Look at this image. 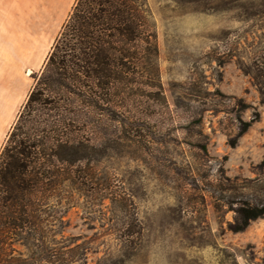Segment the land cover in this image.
Listing matches in <instances>:
<instances>
[{
	"label": "rangeland",
	"instance_id": "obj_1",
	"mask_svg": "<svg viewBox=\"0 0 264 264\" xmlns=\"http://www.w3.org/2000/svg\"><path fill=\"white\" fill-rule=\"evenodd\" d=\"M75 2L0 0V41L20 71L12 83L17 115ZM141 3L155 48L132 85L98 106L71 96L62 112L25 110L11 143L47 135L40 142L57 148L64 119V139L86 148L82 163L53 157L50 165L58 176L69 169L85 177L81 186L63 182L53 199L64 219L57 245L69 258L61 264H264V217L234 233L230 205L218 207L221 187L232 184L225 177L249 183L262 172L264 102L255 74L264 63V0ZM257 114L231 146L241 121Z\"/></svg>",
	"mask_w": 264,
	"mask_h": 264
},
{
	"label": "trees",
	"instance_id": "obj_2",
	"mask_svg": "<svg viewBox=\"0 0 264 264\" xmlns=\"http://www.w3.org/2000/svg\"><path fill=\"white\" fill-rule=\"evenodd\" d=\"M154 44L141 0H76L0 152V264H61L68 260L56 241L64 219L57 208L59 202L53 199L63 182L81 186L85 181L84 176L73 175L69 169L59 176L50 169L53 157L67 166L87 159L80 140L64 139V119L57 124L61 133L53 138L57 148L40 142L47 135L39 142L26 138L11 145L24 111L54 107L62 112L67 102L61 101L71 96H90L93 106L101 100L110 103L113 96L132 85L140 63ZM258 69L255 79L264 102V63ZM258 119L259 114L251 121H241L230 145L234 147L238 137ZM41 131L45 133L46 127ZM202 148L206 150L205 145ZM261 167V175L249 183L240 182L239 177H225L232 184L221 187L218 207L221 209L223 201L230 205L234 218L227 222V229L234 233L264 217V162ZM127 229L128 237L136 233L135 224Z\"/></svg>",
	"mask_w": 264,
	"mask_h": 264
},
{
	"label": "crops",
	"instance_id": "obj_3",
	"mask_svg": "<svg viewBox=\"0 0 264 264\" xmlns=\"http://www.w3.org/2000/svg\"><path fill=\"white\" fill-rule=\"evenodd\" d=\"M11 2H75L76 0H10ZM2 32V31H1ZM0 32V37L5 36ZM9 46L0 41V152L17 119L19 93L13 89V80L18 77L19 70H13L12 61L6 54ZM26 65V62H25Z\"/></svg>",
	"mask_w": 264,
	"mask_h": 264
}]
</instances>
